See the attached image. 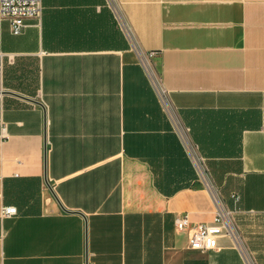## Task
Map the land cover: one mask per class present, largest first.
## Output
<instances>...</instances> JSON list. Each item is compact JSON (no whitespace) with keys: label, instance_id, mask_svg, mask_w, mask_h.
<instances>
[{"label":"crops","instance_id":"crops-1","mask_svg":"<svg viewBox=\"0 0 264 264\" xmlns=\"http://www.w3.org/2000/svg\"><path fill=\"white\" fill-rule=\"evenodd\" d=\"M117 1L217 198L264 224V0ZM42 5L0 17V264H248L175 229L216 205L106 0Z\"/></svg>","mask_w":264,"mask_h":264},{"label":"built area","instance_id":"built-area-1","mask_svg":"<svg viewBox=\"0 0 264 264\" xmlns=\"http://www.w3.org/2000/svg\"><path fill=\"white\" fill-rule=\"evenodd\" d=\"M106 2L108 7L114 13L119 28L123 31L129 42L131 43L135 53L138 55L141 67L143 68L145 75L147 76L149 82L155 90L160 102L165 107L166 113L171 120L176 133L181 138L183 144L187 147V150L191 155L192 162L196 168L199 180L207 186L216 205V214L213 225H209L207 223L193 225L187 215H182L175 219V229L187 232L190 245L192 247H205L207 245L206 242L214 234H216V230L219 229H224L228 234L232 235L235 238V241L238 243V240L230 223V216L233 213L226 210L224 205L217 198L215 191L209 183V171L206 165L204 164L203 160L193 154L192 149L189 147L186 139V134L175 120L172 107L166 97V91L161 86L159 79L156 77L152 69L150 60L156 55V52L142 51L136 42L135 36L133 35L131 25L123 16L119 2L117 0H106ZM42 11V0H0V17L9 21L10 31L15 36L20 35L23 32V30L27 26V20L40 18L42 15ZM4 130V127H2L0 142H2L6 138V135L3 134ZM231 198L236 206L240 204L241 196L239 194H232ZM1 213L3 217H13L18 214V211L14 206H4Z\"/></svg>","mask_w":264,"mask_h":264},{"label":"rangeland","instance_id":"rangeland-1","mask_svg":"<svg viewBox=\"0 0 264 264\" xmlns=\"http://www.w3.org/2000/svg\"><path fill=\"white\" fill-rule=\"evenodd\" d=\"M230 223L248 264H264V224L243 214H232Z\"/></svg>","mask_w":264,"mask_h":264},{"label":"water","instance_id":"water-1","mask_svg":"<svg viewBox=\"0 0 264 264\" xmlns=\"http://www.w3.org/2000/svg\"><path fill=\"white\" fill-rule=\"evenodd\" d=\"M10 94H13V95L19 96V95L15 94V93H10ZM19 97H21V96H19ZM22 98H24V97H22ZM45 165H46V149H45ZM45 168H46V167H45ZM44 182H45V184H46L47 186H49V183H48V181H47V172H46V170H45V173H44Z\"/></svg>","mask_w":264,"mask_h":264}]
</instances>
